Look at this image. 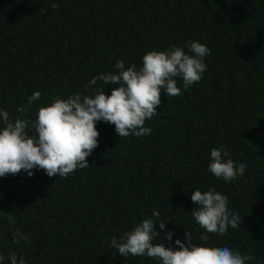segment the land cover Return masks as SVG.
<instances>
[{
	"label": "trees",
	"instance_id": "obj_1",
	"mask_svg": "<svg viewBox=\"0 0 264 264\" xmlns=\"http://www.w3.org/2000/svg\"><path fill=\"white\" fill-rule=\"evenodd\" d=\"M51 3L58 7L40 12ZM188 41L211 50L207 70L187 90L178 81L179 96L162 92L145 123L150 135L119 138L100 121L89 167L66 178L39 169L0 177V264H11L13 253L25 264H159L109 247L146 218L167 223L166 230L155 226L161 240L153 243L177 247L189 231L197 245L229 247L253 256L247 264H264V0H0V110L13 121L35 120L56 97L102 88L111 95L116 85H86L117 73L119 60L139 68L148 51H187ZM35 91L41 99L19 112ZM221 146L225 159L247 164L231 183L208 168L211 150ZM210 188L228 198L242 223L205 242L191 196ZM17 229L31 243H14Z\"/></svg>",
	"mask_w": 264,
	"mask_h": 264
},
{
	"label": "clouds",
	"instance_id": "obj_2",
	"mask_svg": "<svg viewBox=\"0 0 264 264\" xmlns=\"http://www.w3.org/2000/svg\"><path fill=\"white\" fill-rule=\"evenodd\" d=\"M56 9L51 3L41 8L46 13L48 8ZM211 50L199 41H188L187 51L184 46L173 45L163 51H148L142 60V66L135 64L125 67L124 60H119L115 68L117 73H101L94 76L86 85H116L111 95L104 88L96 90L94 95L76 93L67 99L54 98L48 106L38 109L35 120L10 119L8 111L0 110V177L9 174L18 175L22 171L31 177L33 170H44L49 177L66 178L78 169L89 167L88 157L99 145L97 123L103 121L115 126L119 138L147 136L152 133L146 127V120L157 114L162 104V92L167 97L182 94L178 81H182L187 90L198 84L207 70L205 58ZM41 99V92L35 91L28 98V105L18 109L23 113L27 107ZM229 153L224 149L213 148L210 152L209 171L225 183H231L243 176L247 164H236L232 159H225ZM191 200L197 205L192 216L205 230L201 241H208L207 234L225 236L231 228L240 227L242 220L238 213L228 207V198L214 188L202 192L195 190ZM10 213V212H9ZM159 218V211L153 212ZM9 223L16 220L9 214ZM166 230L167 223H157L146 218L131 231L123 232L118 238H111L109 247L118 251L122 257L147 256L159 264H247L254 259L251 255H242L229 247H206L192 241L191 232H186V242L175 240L177 247H167L162 243H153L159 238L160 231ZM168 241H172L174 232H167ZM31 243L27 234L17 229L13 233V242ZM5 257L0 255V262ZM11 264H25L24 257L10 256Z\"/></svg>",
	"mask_w": 264,
	"mask_h": 264
}]
</instances>
